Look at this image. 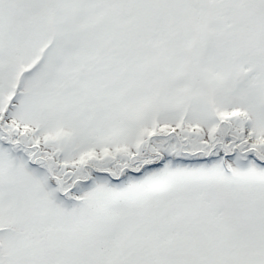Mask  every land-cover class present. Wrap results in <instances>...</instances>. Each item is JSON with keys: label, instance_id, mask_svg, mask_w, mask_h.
I'll use <instances>...</instances> for the list:
<instances>
[{"label": "snow or ice", "instance_id": "obj_1", "mask_svg": "<svg viewBox=\"0 0 264 264\" xmlns=\"http://www.w3.org/2000/svg\"><path fill=\"white\" fill-rule=\"evenodd\" d=\"M0 264H264V0H0Z\"/></svg>", "mask_w": 264, "mask_h": 264}]
</instances>
